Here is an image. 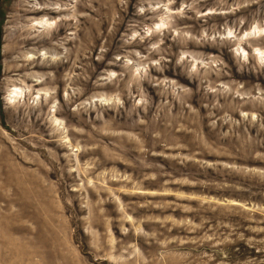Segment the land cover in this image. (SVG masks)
<instances>
[{
    "label": "rangeland",
    "instance_id": "374dc122",
    "mask_svg": "<svg viewBox=\"0 0 264 264\" xmlns=\"http://www.w3.org/2000/svg\"><path fill=\"white\" fill-rule=\"evenodd\" d=\"M253 25L264 0H0V264H264Z\"/></svg>",
    "mask_w": 264,
    "mask_h": 264
},
{
    "label": "clouds",
    "instance_id": "9594fccd",
    "mask_svg": "<svg viewBox=\"0 0 264 264\" xmlns=\"http://www.w3.org/2000/svg\"><path fill=\"white\" fill-rule=\"evenodd\" d=\"M156 7L163 8V9L165 10V15L167 16V9H168L167 4H157ZM143 10H144L143 8L140 9V11H143ZM148 31H149V30H145V35H147ZM254 33L257 34V35H264V25H260L258 28H257L256 25H253V31L247 33V35H248V36H251V35H253ZM137 35H138V33H133V34H132V37L135 38ZM225 37H226V38H232L233 40L236 41V51H237V54L240 56L241 59L246 60V54H245V53L241 50V48H240L241 43H242V42H245V41L243 40V38H242V37H236V36L234 35V33H233L231 30H226V32H225ZM142 38H143V37H141V39H142ZM249 47L252 48V45L249 44ZM151 48H152V49L157 48V44H155V43L152 44V45H151ZM252 51H253L254 53L258 51L259 55H260L261 57H264V49H256V48H253ZM136 55L139 57V61H144V60H145V57H144V56H141L139 53H136ZM185 55H187V53H182V54H181V58H183V56H185ZM56 58H57V57H52V59H56ZM139 61L137 62L138 66H137V68H136V71H137L138 73H141V74H144V73H145V71H146V69H147L149 63H150V64H156V65H158V61H149L148 63H144V64H139ZM262 62H264V61H262ZM126 63H128V64H132L133 61H131V60H126ZM115 75H117V74L114 73V72H110V73H109V77H112V76H115ZM40 79H43V77H40ZM44 95H48V92H45Z\"/></svg>",
    "mask_w": 264,
    "mask_h": 264
},
{
    "label": "bare ground",
    "instance_id": "6f19581e",
    "mask_svg": "<svg viewBox=\"0 0 264 264\" xmlns=\"http://www.w3.org/2000/svg\"><path fill=\"white\" fill-rule=\"evenodd\" d=\"M46 28V27H45ZM23 43V42H22ZM17 48V47H16ZM30 63H28L27 65H24V66H21L20 67V70H27L28 69V65H29ZM18 71H19V69H18ZM29 76L27 77V78H29L30 79V81H35V80H33V78H32V74H28ZM19 96L20 95H18L17 97L19 98ZM18 98H14L15 100H17ZM12 100V99H11ZM10 100V101H11Z\"/></svg>",
    "mask_w": 264,
    "mask_h": 264
}]
</instances>
